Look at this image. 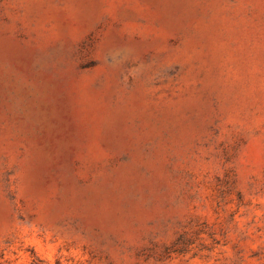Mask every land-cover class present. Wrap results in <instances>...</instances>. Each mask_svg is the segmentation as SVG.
<instances>
[{
  "label": "rangeland",
  "instance_id": "rangeland-1",
  "mask_svg": "<svg viewBox=\"0 0 264 264\" xmlns=\"http://www.w3.org/2000/svg\"><path fill=\"white\" fill-rule=\"evenodd\" d=\"M0 264H264V0H0Z\"/></svg>",
  "mask_w": 264,
  "mask_h": 264
}]
</instances>
